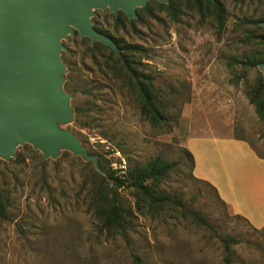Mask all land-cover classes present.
Wrapping results in <instances>:
<instances>
[{"label":"rangeland","instance_id":"1","mask_svg":"<svg viewBox=\"0 0 264 264\" xmlns=\"http://www.w3.org/2000/svg\"><path fill=\"white\" fill-rule=\"evenodd\" d=\"M220 1L227 11L222 29L195 11L172 21L152 9L154 17L142 13L131 21L133 27L123 28L115 27L107 10L95 12L103 29L143 49L137 60L154 77L166 106L167 121L159 127L140 116L125 88L101 74L83 45L71 42L75 35L62 41V54L70 50L69 66L62 55L61 60L74 120L61 127L97 160L103 155L116 175L157 155L180 161L161 187L173 206L153 217L139 215L131 192L119 190L121 203L133 210L132 224L123 236L108 234L89 208L92 163L67 151L43 160L23 145L9 162L0 163L8 215L0 221V264H133L135 256L143 264H226L221 239L228 236L238 241L230 247V264L264 261V236L195 178L182 151L191 137L230 136L264 153V124L245 96L262 73L257 66L240 79L242 66L232 64L256 52L238 23L262 15L264 0ZM68 82L75 94L66 90ZM101 170L99 175L107 177ZM183 209L196 212L211 228L183 216Z\"/></svg>","mask_w":264,"mask_h":264},{"label":"water","instance_id":"2","mask_svg":"<svg viewBox=\"0 0 264 264\" xmlns=\"http://www.w3.org/2000/svg\"><path fill=\"white\" fill-rule=\"evenodd\" d=\"M148 1L0 0V161L9 162L18 147L29 145L43 160L67 151L104 174L97 157L61 127L74 120L71 94L64 89L62 41L77 32L91 45L99 42L117 52L115 42L94 29L95 12L121 11L131 22ZM258 67L264 84V63Z\"/></svg>","mask_w":264,"mask_h":264},{"label":"trees","instance_id":"3","mask_svg":"<svg viewBox=\"0 0 264 264\" xmlns=\"http://www.w3.org/2000/svg\"><path fill=\"white\" fill-rule=\"evenodd\" d=\"M152 9L165 12L172 21H177L179 16L187 11H195L199 16L211 19L218 29H222L227 20V11L220 0H169L168 4H160L150 0L144 8L136 10L138 19L141 18L142 13L154 17ZM111 17L116 28H123L125 25L133 27L135 23L129 22L126 15L121 11L118 12L117 16L111 15ZM99 18L100 14L92 19L94 29L110 37L118 48L117 52L99 42H94L91 45L88 38L79 39L77 33H75V38L71 42H78L83 45L84 54L91 59L93 64L99 67L101 74L118 82L134 97L139 114L146 122L153 127L163 125L167 121V114L166 106L162 101V94L155 85L154 77L137 60V57L142 55L143 49L138 45L125 43L122 38L110 34L101 27ZM261 22H264V13L257 19H242L238 23V27L243 29L246 42L252 44L256 50L255 53L244 59L232 60V64L240 65L243 68L244 72L240 79L245 78V73L250 68L264 63V27L260 25ZM69 53L70 50L62 54V60L68 66ZM65 88L75 94L69 82L65 84ZM245 96L254 107L258 120L264 124V84L262 78H259L253 86L245 90ZM76 115L79 116V109H76ZM249 146L256 156L264 159V153L250 144ZM182 151L193 171L194 159L192 154L186 148ZM88 153L91 154V152ZM97 156L99 165L106 172L107 177L99 175L94 170L89 208L95 220L100 223L103 230L108 234L123 236L132 224L133 210L121 203L119 190L125 189L131 192L134 200V211L139 215L153 217L160 214L165 208L173 206L171 196L161 187L166 177L179 165L180 161H169L161 155H157L143 164H129L125 175L118 176L109 167V163L103 155ZM0 163L3 162L0 161ZM89 164L91 163L89 162ZM197 180L210 186L216 192L218 199L224 205H227L220 199L212 185L206 181ZM6 208L7 201L0 189V221L8 218ZM181 214L189 217L192 222L200 226L207 229L211 228L209 223L196 212L183 209ZM235 217L246 221L253 231H259L264 236V228L257 229L253 227L240 215L235 214ZM221 242L225 254L224 261L226 264H230V247L236 245L238 241L236 238L228 236L221 239ZM263 263L264 261L261 264ZM133 264H143V262L135 256Z\"/></svg>","mask_w":264,"mask_h":264},{"label":"crops","instance_id":"4","mask_svg":"<svg viewBox=\"0 0 264 264\" xmlns=\"http://www.w3.org/2000/svg\"><path fill=\"white\" fill-rule=\"evenodd\" d=\"M186 149L194 159L193 175L212 185L234 214L264 228V159L230 136L191 137Z\"/></svg>","mask_w":264,"mask_h":264},{"label":"built area","instance_id":"5","mask_svg":"<svg viewBox=\"0 0 264 264\" xmlns=\"http://www.w3.org/2000/svg\"><path fill=\"white\" fill-rule=\"evenodd\" d=\"M119 175H125V171H123V174H119ZM119 175H118V176H119Z\"/></svg>","mask_w":264,"mask_h":264}]
</instances>
